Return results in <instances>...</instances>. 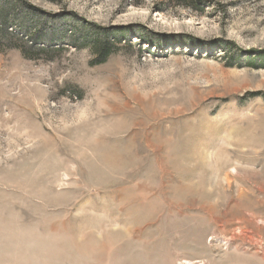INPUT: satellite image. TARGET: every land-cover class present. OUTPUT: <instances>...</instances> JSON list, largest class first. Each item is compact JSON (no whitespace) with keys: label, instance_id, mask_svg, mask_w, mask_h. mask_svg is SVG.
Masks as SVG:
<instances>
[{"label":"rangeland","instance_id":"obj_1","mask_svg":"<svg viewBox=\"0 0 264 264\" xmlns=\"http://www.w3.org/2000/svg\"><path fill=\"white\" fill-rule=\"evenodd\" d=\"M0 264H264V0H0Z\"/></svg>","mask_w":264,"mask_h":264},{"label":"trees","instance_id":"obj_2","mask_svg":"<svg viewBox=\"0 0 264 264\" xmlns=\"http://www.w3.org/2000/svg\"><path fill=\"white\" fill-rule=\"evenodd\" d=\"M252 62V60H249L248 63L250 64ZM250 68L254 69V67L252 65L249 66Z\"/></svg>","mask_w":264,"mask_h":264}]
</instances>
